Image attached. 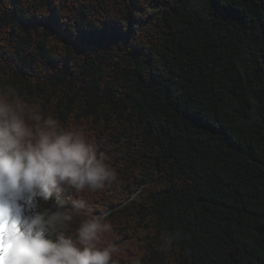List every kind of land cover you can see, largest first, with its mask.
Wrapping results in <instances>:
<instances>
[{
  "label": "trees",
  "instance_id": "16d2710c",
  "mask_svg": "<svg viewBox=\"0 0 264 264\" xmlns=\"http://www.w3.org/2000/svg\"><path fill=\"white\" fill-rule=\"evenodd\" d=\"M0 74L109 155L115 184L53 200L126 256L264 264V0H0Z\"/></svg>",
  "mask_w": 264,
  "mask_h": 264
},
{
  "label": "clouds",
  "instance_id": "9594fccd",
  "mask_svg": "<svg viewBox=\"0 0 264 264\" xmlns=\"http://www.w3.org/2000/svg\"><path fill=\"white\" fill-rule=\"evenodd\" d=\"M110 160L85 129L61 124L0 74V264H142L87 199L53 200L115 184ZM175 239L161 233L158 249L169 253Z\"/></svg>",
  "mask_w": 264,
  "mask_h": 264
}]
</instances>
